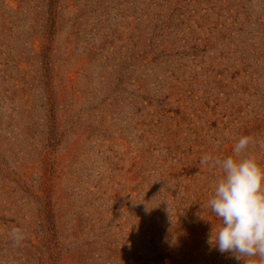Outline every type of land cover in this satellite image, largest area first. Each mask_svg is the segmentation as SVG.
Wrapping results in <instances>:
<instances>
[{"label":"rangeland","instance_id":"obj_1","mask_svg":"<svg viewBox=\"0 0 264 264\" xmlns=\"http://www.w3.org/2000/svg\"><path fill=\"white\" fill-rule=\"evenodd\" d=\"M245 135L264 0H0V264H247L202 163Z\"/></svg>","mask_w":264,"mask_h":264},{"label":"clouds","instance_id":"obj_2","mask_svg":"<svg viewBox=\"0 0 264 264\" xmlns=\"http://www.w3.org/2000/svg\"><path fill=\"white\" fill-rule=\"evenodd\" d=\"M254 142L252 136H241L231 155H205L202 163H211L221 172L207 201L220 221L213 226L209 243L221 253H232L245 262L247 258V264H264V165L246 151ZM10 235L17 245L25 239L20 228H13Z\"/></svg>","mask_w":264,"mask_h":264}]
</instances>
